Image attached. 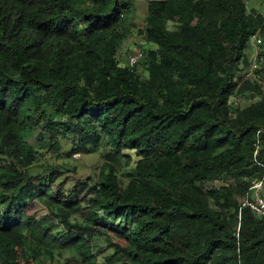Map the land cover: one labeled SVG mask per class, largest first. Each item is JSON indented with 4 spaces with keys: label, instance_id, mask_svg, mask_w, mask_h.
<instances>
[{
    "label": "trees",
    "instance_id": "16d2710c",
    "mask_svg": "<svg viewBox=\"0 0 264 264\" xmlns=\"http://www.w3.org/2000/svg\"><path fill=\"white\" fill-rule=\"evenodd\" d=\"M146 2L147 47L123 66L131 0H0V264H264V219L243 209L236 231L233 195L201 192L227 180L243 197L264 174L263 100L235 119L227 105L256 35L264 74V16L244 0ZM36 130L51 149L104 147L97 180L56 189Z\"/></svg>",
    "mask_w": 264,
    "mask_h": 264
},
{
    "label": "rangeland",
    "instance_id": "374dc122",
    "mask_svg": "<svg viewBox=\"0 0 264 264\" xmlns=\"http://www.w3.org/2000/svg\"><path fill=\"white\" fill-rule=\"evenodd\" d=\"M133 3V8L131 13L124 16V21L122 22V26L127 28L129 35L123 41L120 50L117 53V60L123 66H128L129 58L136 53V51L144 50L147 45L140 35L139 31L144 27V18L147 13V2L146 0H131ZM249 10L253 9L258 13L264 16V0H244ZM170 29H174L172 24H169ZM259 38V37H258ZM260 44L256 42H251L249 49L246 51L245 56L249 63V66H242L239 71V76L241 77L239 81V85L232 92L228 100L229 107V116L231 119L242 118L247 112V110L261 100V89L264 85V74L262 71H259V68L253 69V66L256 64L258 66V52ZM153 48V46H152ZM255 63V64H254ZM254 70V71H253ZM252 71V72H250ZM135 73L140 77L141 80L147 77V73L140 66H136ZM245 83H249L251 85L250 91L241 92V88ZM38 130L34 131L32 137L26 138L27 143L34 149H38L43 153L40 160L38 161L39 165H52L61 167L63 170L62 176L57 181L58 183H62L63 185L60 188L56 185V189H60L61 191L64 189H69L77 180V178H93L95 181L100 175L101 169L105 163L104 151L105 148L102 147L96 151L90 152H75L72 150L71 143L61 138L59 140V150L51 149L49 143H39L38 138ZM129 152H125L128 154ZM126 158L120 157V164L117 167L118 173H116V179L119 183V186L122 189L128 187L131 182V177L128 176V168L126 167ZM40 168H37L35 171H40ZM228 187V188H227ZM208 189H226L224 193L226 195H233V198L237 203H240L242 200V194L235 193L234 184H230L227 180H222L220 182L214 183L213 185H207L204 187L202 193ZM234 189V191H231ZM222 205H224L225 210L229 211L230 206L228 207L229 201L227 198L221 199ZM220 201V202H221ZM233 224L238 231L239 228V220H233ZM52 231L54 233H58L61 231L60 227H53ZM98 243L100 246L104 247L105 242L103 239H99ZM108 253V250L105 251ZM47 264H57L56 261L54 263Z\"/></svg>",
    "mask_w": 264,
    "mask_h": 264
},
{
    "label": "built area",
    "instance_id": "2783aa9c",
    "mask_svg": "<svg viewBox=\"0 0 264 264\" xmlns=\"http://www.w3.org/2000/svg\"><path fill=\"white\" fill-rule=\"evenodd\" d=\"M252 42H256L257 44L261 43L257 35L252 38ZM141 57H142L141 51H136V53H134V55H132L129 58V66H134ZM256 68H258V66L255 64L253 66V69L256 70ZM261 99L264 102V85L261 89ZM263 143H264V130L260 129L255 134V142H254V149H253L252 157H253L254 163L257 166L264 169V165L261 164L258 160ZM243 209H248L256 216L264 219V174L260 179L252 182L251 186L249 187V189L245 192V194L242 197V200L240 202V206L238 209L239 225H240Z\"/></svg>",
    "mask_w": 264,
    "mask_h": 264
}]
</instances>
